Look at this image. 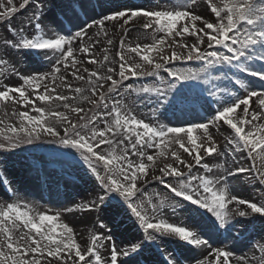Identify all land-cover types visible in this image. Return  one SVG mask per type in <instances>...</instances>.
I'll return each instance as SVG.
<instances>
[{
	"label": "snow or ice",
	"instance_id": "1",
	"mask_svg": "<svg viewBox=\"0 0 264 264\" xmlns=\"http://www.w3.org/2000/svg\"><path fill=\"white\" fill-rule=\"evenodd\" d=\"M48 4L22 0L17 8L14 0H0V24L7 22L11 36L0 39V79L15 75L22 82L0 86V105L25 109L17 112L13 107L16 123L5 125L0 119L5 125L0 128V153L38 143L74 150L50 152L63 158L61 178L72 176L69 169L78 170L93 178L99 191L65 211L115 207L142 238L118 246L109 227L114 221L103 217L98 227L107 231L94 232L82 246L74 228L61 221V212L39 211L18 198L0 202V264H146L151 244H157L159 255L150 256L147 264H180L174 253L159 247L161 238L200 250L194 264H264V234L252 243V256L236 255L220 240L216 243L224 246L213 245L214 237L231 233L237 217L258 218L264 224V202L240 198L230 188L229 177L239 178L250 169L228 167L213 133L228 132L230 154L246 153L256 168L252 179L264 186V0H204L206 15L193 11L197 0H175L164 8H105L100 0H60L52 4L61 17L52 18L59 31L51 26L46 31L41 22L48 18ZM29 7L33 10L23 26L14 27L12 16ZM97 8L103 9L99 18ZM108 22L119 24L123 33L115 56L110 53L114 42L108 38ZM64 23L71 27L65 29ZM137 23L151 30V43H125L130 25ZM27 28L33 30L31 35ZM91 29L96 31L89 35ZM186 37L194 42L189 44ZM97 45H102V58L95 54ZM7 49L43 54L51 70L20 74L5 58ZM85 63L95 65L82 69L87 75L79 67ZM69 76L86 86H74ZM148 77L154 81L145 82ZM133 79L141 81L139 87L125 84ZM133 95L152 106L147 119L125 103ZM205 106L206 117L190 118ZM169 116L178 123L173 125ZM210 157L221 160L210 166L203 162ZM257 157L262 160L259 167ZM29 172L49 185L50 177L38 161ZM153 181L168 195L149 194ZM0 184L18 196L6 176H0ZM165 207L201 217L207 231L200 223L170 222L162 215Z\"/></svg>",
	"mask_w": 264,
	"mask_h": 264
},
{
	"label": "rangeland",
	"instance_id": "2",
	"mask_svg": "<svg viewBox=\"0 0 264 264\" xmlns=\"http://www.w3.org/2000/svg\"><path fill=\"white\" fill-rule=\"evenodd\" d=\"M199 1L203 2V4H204V0H199ZM100 2H102L104 4L105 8L112 7L113 5H127V6L133 7V8L140 7V6H143L144 8H151L154 6H159L161 8H164V7H169L175 3L174 0H100ZM14 3L16 5V7L19 8V5H20V3H22V0H14ZM26 10L18 11L16 14H14L12 16L10 23L14 27L23 26L21 24V21L23 23L22 19H23L24 14L26 13ZM48 10H49V8H46V16H48V13H49ZM101 10L103 11V9L100 8V11ZM97 15L98 16H96V18L99 17L100 14H97ZM53 17H55V19H57V20L61 19V17L58 14V11L53 13L52 18ZM46 20L47 19H42V21H41L44 28H45ZM49 20H51V19H49ZM6 24H7V22L4 24H0V39H3L5 36H7L8 38H11L10 34L7 33ZM66 24L68 25L69 28L71 27L70 24H68V23H66ZM107 24L111 25V27H112V32H113L112 35L114 36V38H113L114 43H113V47L110 49V53L112 56H115L116 52L119 51V41H120V38L123 35V33H122V30L120 29L119 24L114 25L113 22H108ZM130 28H131V30L129 31V33L125 37V43L126 44L130 42L133 46H135L136 43L143 44V43H151L152 42L151 30L145 31L144 29H142L139 26L138 23L130 25ZM56 29H57L56 31H59L58 27H56ZM25 30L30 35L32 34V31L30 28H29V31H28V28ZM45 30L47 31V29H45ZM73 30H75V29H73ZM156 35H157V38H159V36H161L163 34L161 33V34H156ZM95 51L97 52V55L102 58L103 53L99 52L98 50H95ZM23 55L24 56H30L31 58H34L30 52L14 51L12 49L6 50L5 58L9 59L16 66V69L20 74L26 75V74H32L35 72H48L49 71V68L51 66L50 65L51 61H49L48 63H44V66H42V67L41 66L39 67V62H35L34 67L36 69H34L32 67L31 69L28 70L27 66L25 64H23V62L25 61V58L24 57L20 58V56L22 57ZM134 59L138 61L139 58L134 57ZM193 66H195V65H193ZM82 74L87 75L86 73H83V72H82ZM162 75H166V74L162 73ZM153 81H154V78L148 77V78H146L145 82L151 83ZM21 83L22 82L15 75L10 76L7 79H0V86L7 85V86H13L14 87V86H19ZM125 84L126 85L132 84L135 87H139L141 84V81L133 79V80L125 81ZM74 86H76V85H74ZM77 86L85 87L86 85L84 82H80V84ZM125 103H128L129 106L133 107V109H134V111L138 117L144 118V119H147L149 110L152 107L150 104H148L147 102L144 101L143 97H141L140 100L137 101L135 95L127 98ZM84 106L87 107L88 105H84ZM13 107H15L17 112H19L21 110H25V109H22L19 105H16V106L8 105L7 107H5L4 105H0V119H3L5 121V125L8 124L9 122L16 123V118L11 115V113L13 111ZM203 109H204V112L202 113L201 117H206V115L209 114L207 106H205V108H203ZM205 109H207V111H205ZM58 110H63V109H58ZM5 113H7V116L5 115ZM190 118H196V117L193 116ZM168 119L172 120L173 125H176L178 123V121L176 119L172 118L171 116H169ZM162 122H167V121H162ZM5 125H0V128L5 127ZM213 133L216 135L215 137L217 139V142L221 146V151L222 152H226V150L231 151L232 146L230 144H228L226 139H225V137L228 135V132L225 129H221L219 132H216L215 130H213ZM3 135H4V133H0V142L3 141ZM52 150H57L59 152H73L74 151V150H70V149H63L59 145H48V144H39L38 143L37 145H32V146L24 145L20 149H17L12 153H7V152L6 153H0V160L3 161V163H0L1 173H3V174L6 173V174L10 175L9 178L11 180H9L8 177H7V179L11 183L12 187L15 190H17V193H18V196H16V199H12L10 202H14L18 198H22V201H27L30 204H32L38 208H42V207L46 208L48 211H51L52 213L55 210H61V209L63 210V208L65 210L67 207H69V204L67 206V201L69 203V198H66L65 196H61V195H60L61 197H57L56 199H54L53 197L51 198L49 196L50 193L48 191L43 190L42 181L40 179L37 180V186L39 189V194L36 197L20 196L19 191H18V186L16 185V183L14 181L16 176L19 177L20 174H23V171L26 172L27 169H29V166L31 165V163L33 161H38L39 164L42 166L43 171L47 175H49L50 172H52V173L59 172L60 173L61 168L65 167L63 158L53 157L52 155H50V152ZM183 155L186 158V154H183ZM216 158H218V157L206 158V160L207 159L208 160L207 161L205 160L204 163L209 164L213 160H215ZM231 159H232V166H231V164H229V166H231V168L234 169L235 167H244L246 169H250V171H248L247 173L241 174V176L239 178H236V182H239L242 184L241 187H238L239 193L237 190H235L234 192L232 190V192L235 195L239 196L240 198L249 199V200H252L254 202H264V186L259 185L257 181L252 179V177H254L256 175V168H254L252 166L253 161L247 157L246 153H234V154H232ZM233 161H235V163H233ZM23 162L28 164L29 166L22 164ZM168 162H171V161L169 160ZM158 164H159V162H158ZM261 164H262L261 158L257 157V159L255 161L256 167L261 166ZM55 168H56V170L54 171ZM76 171H78V170H74V172H76ZM194 172L203 173V169L194 168ZM79 173L83 174L82 172H79ZM155 175H159V173L156 172ZM85 176L87 177V181L90 183V187L83 185L84 183H81V186H79L77 188V195L79 198L81 197V194H83V193L86 194L89 191H91V192L93 191V192L97 193L99 191V187L96 184V182L94 181V179L90 178L87 175H85ZM69 178H70V176H69ZM231 178L232 177H229L230 181H231ZM169 179L171 180V178H169ZM1 186H2V184H0V202L6 203L4 200L5 199L4 195H6L5 193L7 192V189L6 188L4 189V187L3 186L1 187ZM59 186H61V187H57V183H56V186H55L56 190H58L59 188H63V186L67 188L65 182H63L62 179H61V181H59ZM242 190L244 192L243 194H241ZM147 192L149 194H151L153 192H159L163 196L168 195V190L165 189L163 185H160L156 181H153L149 184ZM43 193L49 194L48 197L50 198V201L48 203L43 202V200H42ZM75 195H76V193H75ZM62 201H65V202H63V204H62ZM38 203H39V205H38ZM65 206H67V207L65 208ZM56 212H58V211H56ZM61 213H62V211H61ZM162 215L164 218H167L170 222L177 223V224L183 223V224H189L190 225L193 223H200L204 227L205 231H207V227L204 224V221L201 217L197 216V217L193 218V217L189 216L188 214H186L183 210H177L175 213H173V210L171 208L165 207L164 209H162ZM61 216H63V214ZM103 217H110L114 221L113 224H109V227L114 229V239L116 240V243L118 246L127 247L131 243L136 242L137 240L142 238V232L140 230H138L137 228L132 227V222L126 216L122 215L119 211H117V209L115 207H113L111 209H107L104 212H100V211L83 212V211H80V213L78 214V217L74 218L73 221L82 227L83 223L85 221V218H86L88 226H90L94 232H100V231L106 232L107 229H100L98 227V223L100 222L101 218H103ZM81 221H82V223H81ZM103 222L108 223L107 219H104ZM263 228H264V224H262L261 220L258 218H239V217H237L236 221L234 222V227H233L231 233H224V234L220 235L219 237H214L213 245L214 246H224V244H227L236 253V255L252 256L250 254V251L251 250L255 251V249L252 247V243L255 242L256 240L260 239V237L262 235L260 233V230H262ZM237 233L240 234V238L239 239H233L232 237H235L237 235ZM263 233H264V231H263ZM91 234H93V233H90V235L88 237H86L85 240L83 241L84 246L88 242H90ZM225 234L228 236V240L226 239ZM131 236L133 237V240L129 239ZM81 237H78L79 241L81 240ZM216 240L223 241L224 244L218 245L216 243ZM157 243L159 244V247L165 248L169 252L174 253L175 256L178 258V260H180L179 261L180 264H194V258H199L201 256L200 250L192 249L191 246L186 245L184 242L178 241V239L161 238V240L158 241ZM184 252H185V255H188V256L187 257L184 256V258H183L182 254ZM103 254L104 253L102 252V255ZM158 255H159V252L157 251V244H151L150 245V252L146 253V255H145L146 264H147V260L149 259V256H158Z\"/></svg>",
	"mask_w": 264,
	"mask_h": 264
},
{
	"label": "bare ground",
	"instance_id": "3",
	"mask_svg": "<svg viewBox=\"0 0 264 264\" xmlns=\"http://www.w3.org/2000/svg\"><path fill=\"white\" fill-rule=\"evenodd\" d=\"M59 2H60V0H49V4L46 7V8H49V10H48L49 13H48V16H47L48 18H47V20L45 22V29H47V30H48L49 26H51L52 29L56 30L57 25L55 23H53L51 20H52L53 13L57 12L58 10L56 8H53L52 4L53 3H59ZM31 10H32L31 7H29L26 10V13L24 14L23 19H22L23 23L25 21V18L31 13ZM193 11H196V12L202 14V15H206L205 5L203 4V2H201L199 0H197V6L193 7ZM49 19H51V20H49ZM23 23L21 21L22 25H23ZM106 28H107L108 33H109V37L108 38L113 39L114 36L112 35L113 32H112L111 25L106 24ZM28 31H29V28H28ZM31 31H33V30L31 29ZM95 31H96V29L89 30V35H92ZM48 34L51 35V32H48ZM94 39H95V37H94ZM100 39L104 40L105 38L104 37H100ZM185 39H186V41L189 44L194 42V38H192V37H186ZM101 47H102V45H97L96 50H98L99 52H102L101 51ZM95 54L97 55L96 51H95ZM23 57L25 58V61L23 62V64H25L27 66L28 70L31 69L32 67L34 69H36L34 67V63L29 61V60H31L29 56H24V55L22 57L20 56V58H23ZM83 58L84 57L81 56V59H83ZM45 59H47V57H45L42 60V62H40V63H44ZM40 66L42 67V66H44V64H39V67ZM79 67L81 68V71H82V69L84 67H87V68H89L91 70V69L95 68V65H91V64L85 63L83 65H80ZM50 70H51V67L49 68V71ZM68 82L72 83L73 85H76V86L80 84L79 81L73 80L71 78V76L68 77ZM58 91H62V90L58 89ZM253 107H255L254 104H253ZM202 112H204V109L196 108L193 111V113H192V117L193 116L194 117H200ZM224 153H225V156L227 157V160H228V165L227 166L231 168V166H232V159H231L232 154H230V151H228V150H226V152H224ZM220 160H221V158H219V159L216 158L215 160H213L214 162L212 161L210 163V166L215 165L216 163L220 162ZM22 164L28 165V164H26L24 162ZM229 164H231V166H229ZM68 171H70L72 173V176H74V178H72V176H70V178L69 177L61 178L60 174H57V175L53 174V176L51 177L52 185H51V188H50V194L52 195V197L54 199H56L57 197H60L59 192L55 188V184H56V182L58 180L60 181L62 179V181L65 182V184L67 185V188H68L64 192V194H65L64 196L66 198H69V203L67 201V206L69 204V207L65 206V208L67 207V208L76 209L78 205H81L82 203H86L88 200L92 199L94 197V195L96 194V192L89 191L86 194L83 193V194H81V197L79 198L78 195H77V188L79 186H81V183H84L83 185L90 187V183L87 181V177L85 175H83V174H80L78 171L74 172V169H69ZM215 171L216 170L214 169V172ZM37 180H39V179L36 178L34 173L30 174L29 169H27L26 172L23 171V174H20V176L18 178H15L16 185H18V188H19L20 196L36 197L39 194V189H38V186H37ZM229 183H230V188H231V190H233V192L235 190L238 191V187L242 186V184L239 183V182H236V178H233V177L231 178V181L229 180ZM75 193H76V195H75ZM243 193L244 192L242 190L241 194H243ZM5 202L7 203V201H5ZM8 202H10V201H8ZM36 208L39 211H48L46 208H38V207H36ZM56 211H58V212L62 211L63 216H61V221L65 222V223H68L69 226L74 228V231L77 234V238L82 236L81 240L79 242L82 244V246H84L83 241L85 240V238L88 237L90 235V233H94V231L91 229V227L88 226L86 218H85V221L83 223V226L81 227V226H79L78 224H76L73 221L74 218L78 217V214L80 213V211L68 212V211H65L64 208H63V210L62 209L61 210H55L54 212H56ZM81 223H82V221H81ZM263 231H264V228L261 231L262 234H264ZM129 239L133 240V237L131 236ZM254 253H255V251H253V250L250 251L251 255H253ZM187 256L188 255H185V257H187ZM234 264H235V262H234Z\"/></svg>",
	"mask_w": 264,
	"mask_h": 264
}]
</instances>
